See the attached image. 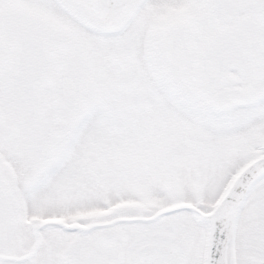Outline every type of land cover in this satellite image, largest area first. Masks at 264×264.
<instances>
[{
	"label": "snow or ice",
	"instance_id": "obj_1",
	"mask_svg": "<svg viewBox=\"0 0 264 264\" xmlns=\"http://www.w3.org/2000/svg\"><path fill=\"white\" fill-rule=\"evenodd\" d=\"M0 264H264V0H0Z\"/></svg>",
	"mask_w": 264,
	"mask_h": 264
}]
</instances>
